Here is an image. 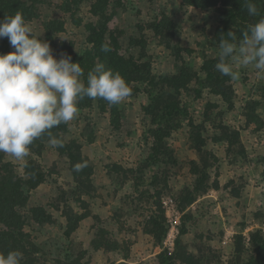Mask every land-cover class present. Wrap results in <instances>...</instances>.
<instances>
[{"label": "rangeland", "instance_id": "rangeland-1", "mask_svg": "<svg viewBox=\"0 0 264 264\" xmlns=\"http://www.w3.org/2000/svg\"><path fill=\"white\" fill-rule=\"evenodd\" d=\"M46 1L42 17L31 23L35 31L40 30L44 19L56 16V11H59L55 4L57 0ZM117 8L126 30L124 43L127 45L131 38L134 39L130 50L136 55L145 54L144 60L148 62L151 74L179 72L181 65L174 62L176 49H182L181 56L189 66L198 64L205 52L209 54L217 49L210 30L203 36L199 29L206 14L183 5L181 0H123ZM156 16L160 20L165 16L174 21V35L169 44L161 31L156 38L152 37L156 33L151 21ZM219 20L220 17L212 15L208 25L214 27ZM142 32L148 33L145 39L140 37ZM156 43H159L157 50L153 48ZM234 70L239 72V79H232L234 98L231 109L209 92H205L200 101L191 100L196 110L194 114L202 119L208 102L219 105L212 110V120L205 125L203 136L206 143L202 147V156L189 145L187 131L174 134L167 141V151L171 155H164L155 167L159 178L152 189L153 192H160L170 223L164 247L173 249L183 216V212L178 209L179 193L187 187H193L195 175L192 163L202 164L206 160L210 168L209 189L187 208L192 215L186 224L188 233L185 240L195 250L200 249L208 264L232 263L235 256L234 236L242 225V233L246 237L254 228L264 229V175L260 169L264 158V76L252 66L234 65ZM139 88V91L132 92L119 105L123 118L131 124V133L114 130L109 118L100 115L95 108L79 107L78 116L69 122L70 137L81 142L84 153L97 169L91 194L95 197L93 210L99 214V218L94 219L95 228L91 231L94 220L82 224L79 233L75 234L74 242L76 254L89 248L85 260L90 264H148L145 261L147 253L156 254L161 250L160 247L152 246L151 238L143 231L145 215L142 208L147 203L139 196V191L149 185L138 184L139 177H150L146 160L152 141L142 119L143 108L149 102L150 86L145 78L141 79ZM183 97L187 96L183 94ZM249 113L252 116L249 115L248 118ZM245 118L249 123L242 129ZM220 121L241 129L240 141L234 146L227 142L213 141L212 137L220 134ZM1 154L3 160L10 162L21 177L26 176L28 166L43 173L41 185L30 193L26 214L31 207L45 205L56 199V180L67 192L75 184L74 179L66 173V160L50 146L32 143L29 146V156L21 161L3 152ZM110 163L122 165L128 171V176L121 179L108 173L105 166ZM236 190L239 192L238 196L235 195ZM79 196L77 195V200ZM75 206L79 213H84L79 203ZM99 228L106 231L108 239L117 243L116 251L93 252L90 248L91 236ZM30 231L38 236L40 242V262L52 264L58 255L56 244L61 241L64 223L58 219L52 225L35 227ZM199 237H202L201 241Z\"/></svg>", "mask_w": 264, "mask_h": 264}, {"label": "trees", "instance_id": "trees-1", "mask_svg": "<svg viewBox=\"0 0 264 264\" xmlns=\"http://www.w3.org/2000/svg\"><path fill=\"white\" fill-rule=\"evenodd\" d=\"M122 1L57 0L55 4L59 11H56V16L44 19L37 32L42 33L40 38L49 43L54 56L60 58L62 55H69L73 62L81 65L84 70V76L81 79L85 84L88 72L97 63H103L106 68L118 71L129 83L132 92L139 91L141 79L147 80L150 86L149 102L143 108L142 119L149 132V138L152 139L146 160L150 177H139L138 186L149 185L148 188L139 191V196L143 197L147 203L142 208L145 215L143 231L151 238L152 246L160 247L161 250L156 254L147 253L145 261L148 264H208L206 256L200 252V249L195 250L185 240L188 233L186 224L192 215L187 208L209 189L210 168L206 160L202 164L192 163L195 175L193 187H187L179 193L178 209L183 212V216L173 249L164 247L170 223L160 192L152 191L159 178L155 173V167L159 165L164 155H171L167 151V141L180 131L188 132L189 145L202 156V147L206 143L203 136L205 125L212 120L211 112L219 105L216 102H208V108L203 112L204 118L202 119L198 114H194L196 110L191 102L202 100L204 93L209 92L212 97H217L230 109L232 108L233 80L215 69V64L218 62L219 44L222 38H229V31L236 34L237 43H239L242 32L246 31L249 25L264 17V0H251L257 7L255 16L248 12L249 0H181L183 5L206 14L199 29L203 36L207 35L210 30L217 49H214L213 53L205 52L195 66L187 65L181 56L182 49H176L174 62L181 65L179 72L168 71L157 74H151L150 66L146 59L144 60L145 54L136 55L131 52L130 47L134 45L133 38L129 44L124 43L126 30L117 12V7H120ZM46 4V0H0V20H3L5 16L20 12L31 24L42 17V10ZM212 15L220 17L214 27L208 25V20L212 18ZM151 26L156 33L152 37L156 38L161 31V35L164 33V40L169 44L174 35V21L165 16L160 20L156 16L151 21ZM146 36H148L147 32H142L140 35L142 39ZM102 45H107L110 51H102ZM140 45L144 47L143 44ZM158 47L159 43L153 46L155 50ZM163 47L170 46H161ZM184 49L191 52L188 48ZM13 50L7 37L0 38V54ZM183 94L187 97H183ZM119 105H111L100 98L92 100L84 97L79 101L78 107L95 108L100 115L109 118V123L114 130L131 133V124L123 118ZM247 115L248 118L252 116L251 113ZM244 123L242 129H245L249 121L245 118ZM219 129L220 134L212 137L214 142H227L234 146L240 141L241 129L231 127L222 121L219 122ZM50 131L53 137L63 141V147H51L47 133L34 140L33 144L50 146L66 160V173L74 179L75 184L70 192H67L56 180L54 183L58 190L56 199L45 205L31 207L27 217L26 209L29 206L30 193L41 185L44 180L43 173L28 166L26 176L21 177L15 172L10 162L3 160L0 152V253L6 255L9 251L18 250L22 253L21 264H42L38 236L31 234L30 230H34L35 227L52 225L56 220L61 219L64 223V232L61 241L56 244L58 255L52 264H90L85 260L89 248L76 254L74 242L75 234L79 233L82 224L99 218V214L94 213L93 198L95 197L91 194L97 169L84 153L81 142L70 137L69 123L60 124ZM77 163H86L87 166L76 172L73 166ZM105 167L108 168V173L121 179L128 176V171L120 164L110 163ZM260 169L264 175V158ZM77 195H80L78 200ZM235 195H239L237 190ZM76 203H79L84 213L76 210ZM95 220L90 231L95 228ZM262 223L264 226V221ZM243 230L244 225L237 230L234 236L235 256L231 264H264V229H252L248 237L242 233ZM201 238L198 239L201 241ZM116 244L106 237V231L103 228H99L89 241L93 252L116 251ZM247 244L249 250H247Z\"/></svg>", "mask_w": 264, "mask_h": 264}, {"label": "clouds", "instance_id": "clouds-1", "mask_svg": "<svg viewBox=\"0 0 264 264\" xmlns=\"http://www.w3.org/2000/svg\"><path fill=\"white\" fill-rule=\"evenodd\" d=\"M250 15L257 7L247 3ZM42 33L34 30L22 13L0 20V38L7 37L13 51L0 54V152L18 161L29 156V146L45 133L53 148L63 147V141L51 135V129L68 124L79 114V101L84 97L100 98L119 105L132 94V88L118 72L97 63L82 81L84 70L71 56H54ZM221 39L215 69L233 80L239 79L234 65L252 66L264 76V17L248 26L239 38L232 31ZM102 51H110L107 45ZM86 163H77L79 172ZM18 250L0 253V264H21Z\"/></svg>", "mask_w": 264, "mask_h": 264}, {"label": "built area", "instance_id": "built-area-1", "mask_svg": "<svg viewBox=\"0 0 264 264\" xmlns=\"http://www.w3.org/2000/svg\"><path fill=\"white\" fill-rule=\"evenodd\" d=\"M167 238V237H166ZM166 240V239H165Z\"/></svg>", "mask_w": 264, "mask_h": 264}]
</instances>
